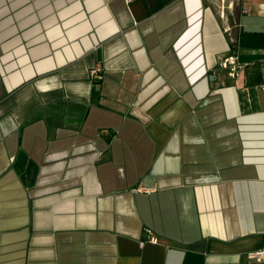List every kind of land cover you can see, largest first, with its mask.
I'll return each instance as SVG.
<instances>
[{"label":"crops","instance_id":"1","mask_svg":"<svg viewBox=\"0 0 264 264\" xmlns=\"http://www.w3.org/2000/svg\"><path fill=\"white\" fill-rule=\"evenodd\" d=\"M262 51L264 0H0V264H264Z\"/></svg>","mask_w":264,"mask_h":264},{"label":"built area","instance_id":"2","mask_svg":"<svg viewBox=\"0 0 264 264\" xmlns=\"http://www.w3.org/2000/svg\"><path fill=\"white\" fill-rule=\"evenodd\" d=\"M238 49H239V42L236 41L232 49H230L229 55L224 57L219 63V68L221 70H224L227 73V75L230 77L237 76L239 74L240 69L246 66L245 63H241L238 59ZM262 55H264V51H262ZM249 64H253V63H249ZM93 72L96 73V76L98 78L102 77L100 74L97 73V71H93ZM148 234L149 235L147 240L149 242L155 243L156 237L150 231L148 232ZM248 258L256 262H264V248L249 252Z\"/></svg>","mask_w":264,"mask_h":264}]
</instances>
